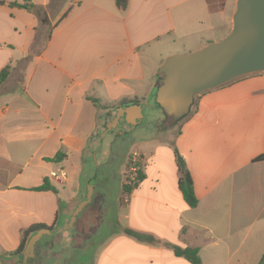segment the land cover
I'll return each instance as SVG.
<instances>
[{
  "label": "crops",
  "instance_id": "1",
  "mask_svg": "<svg viewBox=\"0 0 264 264\" xmlns=\"http://www.w3.org/2000/svg\"><path fill=\"white\" fill-rule=\"evenodd\" d=\"M8 1L0 0V72L9 69L0 86V264H18L9 254L23 230L41 224L70 232L53 229L85 198L83 162L101 112L131 104L142 114L154 110L163 61L222 41L237 0H128L123 12L115 0H29L37 15ZM173 148L185 160L196 207L178 190L175 161L171 176L161 168L150 178L142 169L124 206L118 193L100 194L78 228L77 216L64 238L69 247L77 234L81 246L89 241L82 249L92 259L79 264H192L174 247L197 249L201 264H259L264 161L254 160L264 154V72L205 92ZM57 153L60 162L45 161ZM60 168L65 179L56 181L50 173ZM44 179L56 193L31 191ZM108 213L103 231L97 221Z\"/></svg>",
  "mask_w": 264,
  "mask_h": 264
},
{
  "label": "water",
  "instance_id": "2",
  "mask_svg": "<svg viewBox=\"0 0 264 264\" xmlns=\"http://www.w3.org/2000/svg\"><path fill=\"white\" fill-rule=\"evenodd\" d=\"M264 72V0H237L230 33L218 43H209L195 52L166 58L158 69L159 80L154 102L161 109L164 124L172 127L187 117L196 97L237 79ZM132 126L142 119V106L131 104L116 109L103 135L115 129L120 120ZM92 188L74 209L63 230L74 226L77 216L90 202ZM52 229H41L27 241L22 264L33 258L34 247Z\"/></svg>",
  "mask_w": 264,
  "mask_h": 264
},
{
  "label": "rangeland",
  "instance_id": "3",
  "mask_svg": "<svg viewBox=\"0 0 264 264\" xmlns=\"http://www.w3.org/2000/svg\"><path fill=\"white\" fill-rule=\"evenodd\" d=\"M150 74L151 72L146 70V76L149 77ZM161 78L162 75L158 74V81ZM191 109H193V106ZM115 112L113 110L109 116L101 112L103 117L97 121L98 131L95 133L94 141L85 154L83 162L84 175L82 178L85 176L86 178L82 182V193L86 197L87 190L91 187L92 195L90 202L83 208L77 218V228L82 223L83 217L93 210L95 201L100 194L106 199H112L118 193L119 203L124 206L129 195L123 194L122 188L124 185L130 187L136 182L138 171L143 169L148 177L153 178L156 176L157 170L162 168L165 175L171 176L173 161L176 164L173 142L179 132L181 122L172 127H167L164 124L161 109L155 107L154 110L145 111L143 119L138 125L132 126L121 121L115 129L103 135L106 124L113 119ZM152 154L156 155L155 160L150 158ZM134 167L135 172L132 170ZM99 218L97 221L98 226L103 227L104 231L110 224L111 213L100 214ZM68 222L53 230L65 227ZM91 224L95 225L96 223ZM68 231L70 232L52 233L43 236L36 243L33 258H30L27 264H54L55 260H58L60 264H73L74 262L79 264L86 261L90 263L92 251L82 249L86 247L89 241L84 240L81 246L80 235L77 234L75 237L73 236L74 238H71L72 247H69V241L64 237L69 238L73 232L72 230ZM99 236L100 234H97V240ZM99 238H102V235ZM93 240L95 241V238H92L91 241ZM17 261L18 264H22V258Z\"/></svg>",
  "mask_w": 264,
  "mask_h": 264
},
{
  "label": "trees",
  "instance_id": "4",
  "mask_svg": "<svg viewBox=\"0 0 264 264\" xmlns=\"http://www.w3.org/2000/svg\"><path fill=\"white\" fill-rule=\"evenodd\" d=\"M21 3H18L16 1H8V5L11 8H18V9H22L27 11L28 13H32L34 15H37L38 10L37 8L29 1V0H21ZM115 4L116 7L119 11L123 12L127 9L128 6V0H115ZM8 73H9V69L5 68L0 72V86L6 81L7 77H8ZM241 79V78H240ZM239 80V79H237ZM235 80V81H237ZM233 81V82H235ZM231 82V83H233ZM229 83V84H231ZM227 84V85H229ZM204 94V93H203ZM201 94L200 96L195 98V103L193 105V108L195 107L196 103L198 102V100L200 99V97L203 95ZM94 104H96V101H93ZM136 103V102H135ZM128 103H125V105H127ZM154 106L156 108H159L155 102H154ZM106 108V107H105ZM104 108V109H105ZM193 109H191L189 115L192 113ZM189 115L185 118H183L180 122L181 124L189 117ZM174 157L176 159V165H177V169L178 172L180 174V177L178 179V190L180 191L181 195L183 196L185 202L187 203V205L190 208H194L197 205V199L195 198L194 192H193V184H192V179L190 176L189 171L186 168V164H185V160L182 156H180L178 154V152L174 149ZM63 158V155L61 153H57L54 158L52 159H45V161L47 162H60ZM264 161V154L258 156L254 162H262ZM144 179V175L142 173V171H138L137 175H136V182L133 183L132 186L127 187V185H124L122 188V193L123 194H127L130 195L131 192L138 186V184ZM31 191L34 192H44V191H51L53 193H56V190L54 187H52L49 183V181L47 179H44L42 184L34 189H32ZM54 225L48 227L46 225H41V224H36V225H32L30 227H28L27 229L23 230L21 232V240L19 243L18 248L11 254H9L10 256H14V257H18L19 259L22 256V253L24 251L25 245L27 243V241L29 240V238L35 234L37 231L41 230V229H52ZM125 234L129 235V236H133L139 240H143V241H148L151 242L152 239L150 238H146L144 236H141L140 234H137L131 230L126 229ZM174 253L176 256L178 257H182L186 260H188L190 263L192 264H201V261L198 257V251L197 249H190V248H186V249H181L179 247H174ZM259 264H264V252L262 254L261 260L259 262Z\"/></svg>",
  "mask_w": 264,
  "mask_h": 264
},
{
  "label": "built area",
  "instance_id": "5",
  "mask_svg": "<svg viewBox=\"0 0 264 264\" xmlns=\"http://www.w3.org/2000/svg\"><path fill=\"white\" fill-rule=\"evenodd\" d=\"M133 172H135V167L132 169ZM50 177L55 179L56 181H63L65 179V172L63 171L62 168H60L57 171H53L50 173ZM127 203V201L125 202V204Z\"/></svg>",
  "mask_w": 264,
  "mask_h": 264
},
{
  "label": "flooded vegetation",
  "instance_id": "6",
  "mask_svg": "<svg viewBox=\"0 0 264 264\" xmlns=\"http://www.w3.org/2000/svg\"><path fill=\"white\" fill-rule=\"evenodd\" d=\"M123 121V119L120 120V122ZM124 122V121H123Z\"/></svg>",
  "mask_w": 264,
  "mask_h": 264
}]
</instances>
